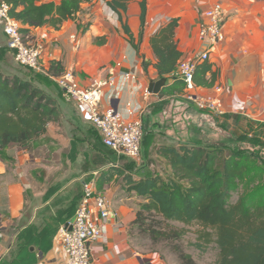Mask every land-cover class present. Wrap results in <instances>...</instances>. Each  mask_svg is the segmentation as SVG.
I'll return each instance as SVG.
<instances>
[{
  "label": "crops",
  "instance_id": "obj_1",
  "mask_svg": "<svg viewBox=\"0 0 264 264\" xmlns=\"http://www.w3.org/2000/svg\"><path fill=\"white\" fill-rule=\"evenodd\" d=\"M140 1L129 0L120 16L105 1L94 0L83 4L76 18L65 21L60 29L43 26L28 34L43 45L42 63L53 77L70 70L82 86L114 77L116 84L105 88L102 107H114L128 119L143 118L145 137L152 139L147 145L151 151L157 138L174 127L173 119L184 108L181 105L191 106L182 97L183 82L173 74L164 76L167 81L160 93L149 91L150 83L163 77L155 65L158 59L151 39L177 19L175 39L182 52L180 60L192 58L205 47L198 33L202 12L220 1L227 15L226 37L209 59L199 64L195 74L197 91L220 96L229 110L227 114L264 122V0H147L144 27ZM72 35H77L79 47L74 45ZM0 41H7L1 25ZM7 49L16 62L13 51ZM0 59L3 72L33 82L58 105V115L47 124L43 135L0 148V264H26L29 259H33L31 264L41 259L63 264L67 252L57 241V232L73 220L83 184L92 178H96V189L110 208L105 239L91 244L96 263L166 264L158 253L140 251L131 238L130 225L146 200L129 189L126 177L140 179L145 169L133 165L129 158L120 159L102 139L100 143L111 153L106 158L108 167L104 171L88 169L87 112L65 101L52 77L17 62L21 68L16 64L12 68L1 51ZM173 84V93L162 94ZM219 86L222 92H218ZM33 145H40L44 157L32 150ZM110 170L115 173L107 181Z\"/></svg>",
  "mask_w": 264,
  "mask_h": 264
},
{
  "label": "trees",
  "instance_id": "obj_2",
  "mask_svg": "<svg viewBox=\"0 0 264 264\" xmlns=\"http://www.w3.org/2000/svg\"><path fill=\"white\" fill-rule=\"evenodd\" d=\"M0 1L9 4L10 15L20 22L23 36L29 37L33 28L51 26L60 29L65 21L76 18L83 4L94 0ZM103 1L122 16L121 11L127 10L129 0ZM140 5L144 27L147 0H141ZM177 26L178 20L173 19L151 39L158 59L155 65L163 77L175 72L182 56L175 39ZM174 89L175 84L167 86L162 94L173 93ZM57 115V101L52 96L33 82L17 74L5 73L0 68V148L12 142L26 143L43 135L47 124ZM224 117L233 122L244 119L264 126L262 122L246 117L231 114ZM256 136L259 138V133ZM151 140L144 135L142 146L145 151L150 150L147 145ZM160 151L167 160L170 173L145 170L146 174L140 179L126 177L129 189L146 200L130 225L131 235L137 229L154 243L175 240L180 243L188 233V227L197 225L194 245L204 249L216 244V264H264V183L259 184V192L252 190L250 193H246L247 184L244 183L254 168L252 157L237 152L226 154L225 148L202 144L165 145ZM114 173L110 170L106 180H111ZM240 188L243 191L238 201L231 204L232 192ZM257 194L259 199H256ZM150 218L151 222L157 219V223L149 224ZM171 222H180L183 226L176 227ZM171 249L180 257L181 264H196L192 255L178 244L172 243ZM32 262L33 259H29L26 264Z\"/></svg>",
  "mask_w": 264,
  "mask_h": 264
},
{
  "label": "built area",
  "instance_id": "obj_3",
  "mask_svg": "<svg viewBox=\"0 0 264 264\" xmlns=\"http://www.w3.org/2000/svg\"><path fill=\"white\" fill-rule=\"evenodd\" d=\"M226 18L225 6L220 1L214 2L202 12L198 22V33L205 47L192 58L179 60L173 73L174 78L183 82L182 97L191 106L220 118L224 117L229 110L220 96L198 93L195 74L199 64L208 60L214 49L224 42ZM0 25L3 27L7 44L13 51L18 64L52 77L61 88L63 99L78 104L87 112L89 122L98 130L106 147L119 157L131 160L140 158L145 135L143 118L128 119L114 107L103 108L101 104L105 88L116 84L114 77L96 79L89 86H82L75 73L70 70L53 77L42 63L43 45L30 36H23L20 22L10 15V6L4 1H0ZM71 38L74 45L79 47L77 35H72ZM121 65L122 63L119 62V66ZM218 92H222L220 86ZM109 213L110 208L106 198L96 189V178L85 181L73 220L62 225L56 235L57 241L67 252L63 264H97L91 244L105 239ZM2 236L0 229V252ZM37 264L50 263L41 259Z\"/></svg>",
  "mask_w": 264,
  "mask_h": 264
},
{
  "label": "rangeland",
  "instance_id": "obj_4",
  "mask_svg": "<svg viewBox=\"0 0 264 264\" xmlns=\"http://www.w3.org/2000/svg\"><path fill=\"white\" fill-rule=\"evenodd\" d=\"M7 48V41L6 43L0 41L2 57L5 63L10 64L13 68L16 62L12 55V59L10 58ZM17 66L20 67L19 65ZM181 106H184V108L181 109L177 114L178 116L173 119L174 127L169 130L166 136H159L157 138V144L151 151L142 150L138 160H131L132 163H134L133 165L139 164L149 173L167 174L171 172V169L166 158L161 154L160 148L162 146L202 144L216 148L222 147L225 148L226 154L237 152L242 155L249 154L250 157H252L254 168L252 173L244 180V183L247 184L246 193H250L252 190H257L259 192V184L264 183V134L261 133L264 132V126L251 124L244 119L238 122L225 121L204 110L192 108L193 106H188V104H183ZM262 123L264 124V122ZM257 133H259V138L256 136ZM87 137L90 143L87 153L88 169L104 171L108 167L106 158L110 156L111 153L104 149L100 143V133L91 123L88 124ZM33 146L34 148L32 150L44 157L45 154L42 153L40 145ZM120 159L125 160L128 158L121 157ZM132 163H128V166L132 165ZM242 191L243 190L240 188L238 191L232 192L230 199L231 204L238 201ZM256 199H259V194H257ZM150 220L151 218L148 221L149 224L157 223V219L154 222ZM171 224L176 227L183 226L180 222H171ZM1 226H3L2 223L0 224V229ZM188 228L189 231L181 240V244L177 240H175V242L158 241L154 243L147 234L137 229L134 230L131 238L140 251L145 254L158 253L166 264H181L180 257L171 249L172 243L174 245L178 244L182 250L191 254L196 264H216L218 256L216 244L212 243L204 249H199L194 245L197 241L198 226L192 225Z\"/></svg>",
  "mask_w": 264,
  "mask_h": 264
},
{
  "label": "water",
  "instance_id": "obj_5",
  "mask_svg": "<svg viewBox=\"0 0 264 264\" xmlns=\"http://www.w3.org/2000/svg\"><path fill=\"white\" fill-rule=\"evenodd\" d=\"M167 78L162 77L160 80L152 81L149 86V91L152 93H160L166 85Z\"/></svg>",
  "mask_w": 264,
  "mask_h": 264
}]
</instances>
